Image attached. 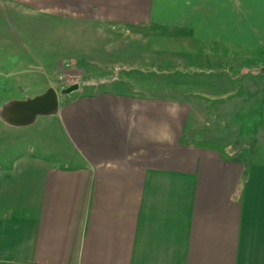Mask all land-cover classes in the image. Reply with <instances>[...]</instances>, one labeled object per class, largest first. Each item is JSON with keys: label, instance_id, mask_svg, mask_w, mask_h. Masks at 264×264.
I'll return each mask as SVG.
<instances>
[{"label": "crops", "instance_id": "crops-1", "mask_svg": "<svg viewBox=\"0 0 264 264\" xmlns=\"http://www.w3.org/2000/svg\"><path fill=\"white\" fill-rule=\"evenodd\" d=\"M0 2L174 38L180 51L171 54L189 59L187 74H201L183 88L201 90L195 97L203 100L195 110L187 96L178 100V85L163 98L155 92L158 80H136L143 88L156 86L146 93L123 77L116 81L127 87L121 97L109 90L62 102L53 114L61 129L49 135L58 138V148H31L0 172V264H264V125L258 126L264 114L261 120L256 114L264 83L255 82L264 72V32L258 4ZM178 67L168 72L178 73ZM246 95L247 111L240 102ZM193 122H239L254 141L227 153L222 145L199 142L218 144L229 134L198 139L195 124L187 125Z\"/></svg>", "mask_w": 264, "mask_h": 264}, {"label": "rangeland", "instance_id": "rangeland-1", "mask_svg": "<svg viewBox=\"0 0 264 264\" xmlns=\"http://www.w3.org/2000/svg\"><path fill=\"white\" fill-rule=\"evenodd\" d=\"M57 12L50 14L44 9L25 7L17 9L0 2V114L3 117L5 112L1 106L4 103L11 99L38 95L49 86L60 91L72 83L79 84L80 89L59 96V109L64 101L80 102L98 93L99 96L106 95L105 92L109 90L117 95L115 98L121 97L127 87L116 81L123 77L133 81L134 86L138 78L149 82L151 78L158 80L157 82L162 84H156L155 92L162 94L163 98H168L169 93L173 92V87L178 85L175 91L179 101L187 96L194 104L203 102L200 97H195L196 94L199 96L202 93L201 90L183 88V84L190 80L200 81L201 74H187L185 67L189 64V59L171 54L180 51L176 48L180 44L176 43L174 38L169 39L161 35V38L156 36L160 39H156L152 36L155 32L147 29L112 30L110 25L89 23L84 19L73 20L60 15L63 11ZM138 52L139 57L136 54ZM140 62H143L144 73L137 69ZM174 65L179 66L178 73L170 74L168 71L172 70ZM126 70L129 71L124 73ZM247 76V73H244L240 78L246 82L249 80ZM255 82L264 83V72L257 73ZM142 86L136 85L146 93L152 92L149 88L155 89L152 83H147L144 88ZM191 93H194V97ZM259 94L260 106L257 105L256 114L261 120L264 114V89L259 90ZM248 96L240 101H243L241 109L245 111L250 108ZM254 106L251 105L252 108ZM74 108L75 106H71V110ZM194 108L196 110L201 107L196 104ZM231 108L226 109L229 111ZM77 109H80V106ZM194 124L195 136L200 137L198 139L214 136L223 130L229 134L226 137L224 133H220V136L224 135L226 139L218 143L227 153L250 148L254 141L253 136L249 135L250 132L247 133L243 129L240 131L239 122L225 124L193 122L187 125L192 127ZM260 124L264 125L259 123V127ZM59 129H61L59 118L55 115L41 116L35 123L25 127H11L0 118V172L9 169L31 148L36 146L58 148L60 145L58 138L49 135Z\"/></svg>", "mask_w": 264, "mask_h": 264}, {"label": "water", "instance_id": "water-1", "mask_svg": "<svg viewBox=\"0 0 264 264\" xmlns=\"http://www.w3.org/2000/svg\"><path fill=\"white\" fill-rule=\"evenodd\" d=\"M79 89L78 83L57 91L49 86L44 92L24 99H11L4 103L1 108L5 109V117L0 118L6 125L11 127H25L32 125L41 116H50L57 113L59 96L72 93Z\"/></svg>", "mask_w": 264, "mask_h": 264}, {"label": "snow or ice", "instance_id": "snow-or-ice-1", "mask_svg": "<svg viewBox=\"0 0 264 264\" xmlns=\"http://www.w3.org/2000/svg\"><path fill=\"white\" fill-rule=\"evenodd\" d=\"M252 5L260 6V27L262 32H264V0H248Z\"/></svg>", "mask_w": 264, "mask_h": 264}, {"label": "trees", "instance_id": "trees-1", "mask_svg": "<svg viewBox=\"0 0 264 264\" xmlns=\"http://www.w3.org/2000/svg\"><path fill=\"white\" fill-rule=\"evenodd\" d=\"M199 144L210 146V147H215V148H219V149L221 147V145H219V144L211 143V142H207V141H200Z\"/></svg>", "mask_w": 264, "mask_h": 264}, {"label": "flooded vegetation", "instance_id": "flooded-vegetation-1", "mask_svg": "<svg viewBox=\"0 0 264 264\" xmlns=\"http://www.w3.org/2000/svg\"><path fill=\"white\" fill-rule=\"evenodd\" d=\"M6 110L5 109H3V112H5ZM6 113V112H5Z\"/></svg>", "mask_w": 264, "mask_h": 264}]
</instances>
